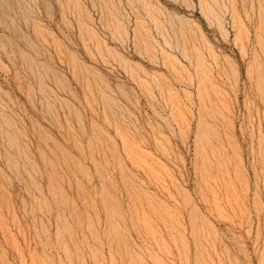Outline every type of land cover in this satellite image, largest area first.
<instances>
[{"label":"rangeland","instance_id":"rangeland-1","mask_svg":"<svg viewBox=\"0 0 264 264\" xmlns=\"http://www.w3.org/2000/svg\"><path fill=\"white\" fill-rule=\"evenodd\" d=\"M0 264H264V0H0Z\"/></svg>","mask_w":264,"mask_h":264}]
</instances>
